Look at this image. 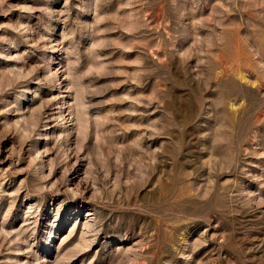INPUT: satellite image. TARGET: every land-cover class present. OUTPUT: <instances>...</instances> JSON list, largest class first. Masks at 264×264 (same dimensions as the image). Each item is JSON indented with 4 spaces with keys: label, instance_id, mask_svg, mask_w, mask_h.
<instances>
[{
    "label": "rangeland",
    "instance_id": "374dc122",
    "mask_svg": "<svg viewBox=\"0 0 264 264\" xmlns=\"http://www.w3.org/2000/svg\"><path fill=\"white\" fill-rule=\"evenodd\" d=\"M0 264H264V0H0Z\"/></svg>",
    "mask_w": 264,
    "mask_h": 264
}]
</instances>
